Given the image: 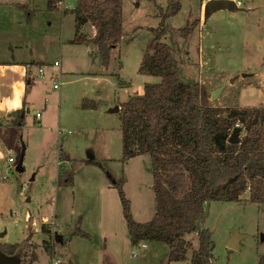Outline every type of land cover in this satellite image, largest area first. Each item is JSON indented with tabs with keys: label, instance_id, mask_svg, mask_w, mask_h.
Wrapping results in <instances>:
<instances>
[{
	"label": "rangeland",
	"instance_id": "obj_1",
	"mask_svg": "<svg viewBox=\"0 0 264 264\" xmlns=\"http://www.w3.org/2000/svg\"><path fill=\"white\" fill-rule=\"evenodd\" d=\"M78 1L67 0L61 7L71 9ZM175 1L181 3V10L166 20L161 41L168 44L179 62L180 80L204 85L214 106H264V0H234L241 10H220L207 21L204 7L209 0ZM18 4H26V8H19ZM29 4V0H0V59H10V52L13 53V48L6 49L10 35L21 34L30 39L40 35L42 41L37 51L45 61L43 65H49L50 77L59 68L51 65L61 62L62 58V66L97 74L73 80L63 76V83L57 81L58 89H54L56 79L42 80L34 92L35 105L26 113V124L0 131V243H20L31 232V249L37 255L33 264H72L71 260L73 264H103L105 256L113 264H191L193 251L199 248L197 233L184 237L192 244L186 261H171L169 246L160 242H147L148 247L137 257L132 255L135 245L127 229L118 188L109 177L113 181L124 179L122 119L108 110L116 107L112 104H121L136 93L142 94L145 81L160 82L159 77L140 74L139 67L155 38L153 30L161 28L169 0H123V38L112 50L107 66L103 65L94 45L90 48L68 45L75 33L72 12L65 15L64 11L52 10V0H33V7ZM30 19L32 23L26 21ZM188 28L192 31L185 37ZM93 30L88 24L84 32L92 36ZM64 42L66 45L62 46ZM33 73L37 74V69ZM219 88L222 90L217 99L212 100L213 92ZM84 99L99 103V107L81 109ZM38 111L43 113L41 123L34 121ZM60 152L64 156L70 153L71 163L60 161ZM22 153L26 171L20 174L16 166ZM94 156L99 160L93 159ZM10 157L13 163L9 162ZM135 160L136 163L124 166L127 178L123 187L133 204L135 220L141 222L154 212L156 205L152 198L150 158L143 154ZM37 169L50 181L57 170L59 175L61 171L74 169L78 183L74 196L67 188L59 195V191L47 189L42 183L38 195L32 192L20 195L21 185ZM105 184L109 189L102 187ZM92 195L96 199L88 198ZM248 196L247 193L244 198ZM28 198L33 201L28 202ZM14 212L20 218H15ZM26 212L37 220L36 226L30 223L26 226L23 218ZM54 214L62 216L59 224L56 221L55 230L63 236L68 234L64 230L71 231L76 226L71 223H78V217L84 215L87 228L84 230L92 239L51 241L49 251L43 245L48 235L41 232V218ZM203 227L211 231L216 264H259L264 255V202L210 201ZM235 232L246 235L237 250L228 247Z\"/></svg>",
	"mask_w": 264,
	"mask_h": 264
},
{
	"label": "trees",
	"instance_id": "obj_2",
	"mask_svg": "<svg viewBox=\"0 0 264 264\" xmlns=\"http://www.w3.org/2000/svg\"><path fill=\"white\" fill-rule=\"evenodd\" d=\"M17 7L25 9L26 4ZM180 10V2L169 0L161 28L153 30L155 38L139 67L140 74L159 77L160 82L146 83L142 94L136 93L120 104L123 161L143 154L151 159L156 205L152 219L136 221L124 191V179L113 181L109 177L118 188L134 245L142 241L164 243L169 246L171 261H186L192 244L184 237L197 233L199 248L193 251L191 264H216L211 231L203 227L207 203L264 202V106H214L204 85L180 80L179 62L168 44L161 41L166 20ZM64 12L75 15L76 34L70 43L94 45L107 66L112 50L123 38V0H79L74 8ZM88 23L95 28L92 38L82 30ZM191 31L192 28L186 29L184 36L189 37ZM98 107L99 103L88 99L81 105L83 109ZM24 122V108L9 115L10 126H23ZM237 122L246 135L231 142ZM59 158L62 162L72 160L64 155ZM74 175V169L61 171L59 186H74ZM247 193L248 198H244ZM81 224L79 217L78 224L64 236V242L75 236L92 239ZM41 232L48 235L43 245L51 251L52 227L43 224ZM32 238L30 232L20 243H0V249L19 258L20 264H33L37 255L31 249ZM107 259L105 256L103 264H113ZM259 264H264V255Z\"/></svg>",
	"mask_w": 264,
	"mask_h": 264
},
{
	"label": "crops",
	"instance_id": "obj_3",
	"mask_svg": "<svg viewBox=\"0 0 264 264\" xmlns=\"http://www.w3.org/2000/svg\"><path fill=\"white\" fill-rule=\"evenodd\" d=\"M29 2H30V4H32V5L29 4V6L33 7V0H29ZM56 2H58V0H52V6L50 8H52V10L65 11L64 7H61V8L58 7L56 5ZM14 4H16V3H14ZM14 4H11L10 6L15 7ZM70 7L72 9L74 7V5H72ZM66 14H68V13L66 12L65 15ZM26 21L31 22V19L26 20ZM88 24H90V23H88ZM88 24L83 26V28H82L83 31L88 27ZM93 29L94 30H93L92 36L88 35L90 38L94 37L95 33H96L94 27H93ZM75 34H76V26H75L74 36H75ZM11 38H14V39H11ZM7 41L8 42L6 44L7 45L6 49L13 48L12 49L13 53L10 52V57H9L10 59H3V60L0 59V131H2L4 128H6V129H15L16 128V126H10L8 124L9 115L16 110H20L21 108L25 109V124H26V121H27L26 115L28 113H30L31 108L35 105L36 96L34 95V92L40 86L42 80L52 79V78L56 79L54 82V85H55V83L57 81H60L61 83H63L62 82L63 76L65 77V79L73 80L79 76L96 75L97 74V72H94V71H92V72L91 71L90 72L74 71V69H71L69 67V65L68 66L67 65L62 66V62H63V58H62L61 62L59 61L60 65L56 67V68H58V67L59 68L53 71V74L51 75V77L48 74H47V76L41 77L39 75L38 68H39V66H41L40 64H42V65L45 64V61H43V59L40 58L39 53L37 51V47L39 45V42L42 41L40 38V35L39 36L34 35L30 39L28 37L27 38L23 37V35H21V34H12L8 37ZM68 43H69L68 45H72V43H70V41H68ZM63 45H66V43L64 42L62 44V46ZM73 45H77V46L84 45L88 48H90V45H91L93 47V45L90 43L73 44ZM18 52H20L19 55H18ZM34 69L35 70L37 69V74H35V75L33 73ZM146 83H148V82L145 81V84ZM58 88H59V83H58ZM58 88L54 87V89H58ZM115 105H116V107L108 110V112L120 115V111H121L120 103L112 104V106H115ZM44 108L46 110V108H47L46 103L44 104ZM117 108H119V111H116ZM81 109H83V108H81ZM83 110H86V109H83ZM38 112H41V111H38ZM36 114L34 115V121L41 123L43 113L41 112V118L39 120L36 119ZM0 149H1V146H0ZM63 153H65V152H63ZM66 154H68L67 156H70V158L73 159V157L71 156L70 153L67 152ZM60 155H61V152L59 154V157H60ZM144 155L146 156L148 154H144ZM149 158H150V156H149ZM93 159H95L97 161L99 160V158H97V157H95ZM135 159H136V157L123 161L122 172L124 173V183L126 182V178H127L126 177V170L124 169V166L126 168L129 165H131L132 163L133 164L136 163ZM59 160H60V158H59ZM118 161L121 162L120 159ZM114 162H116V161H114ZM150 162H151V159H150ZM65 163H71V161H65ZM151 166H152V164H151ZM24 167H25V164H24ZM37 170H39V172H40V169H37ZM25 171H26V167H25ZM34 172H32L31 174H33ZM57 175H58V170L56 171L55 175L51 179H56ZM115 177L119 178L118 176H115ZM29 179L30 178H28L27 181ZM87 180L88 179L85 178V181H87ZM150 184H151V182H150ZM77 185H78L77 175H76V171H75L74 186H72V187L60 186L56 190V192L59 191V195H60V192L64 191L67 188L68 190L72 191V194L74 196V188H77ZM102 187L109 189L106 184H105V186H102ZM98 189H99V187H98ZM88 198L91 200H93L94 198L96 199V197L94 195L88 196ZM152 198L155 200V194L152 196ZM47 200H50V199H47ZM27 201L31 202L33 200H32V198H28ZM72 204H73V201H72ZM73 209H74V207H72V210ZM132 211H133V215L135 216L134 207H132ZM155 212H156V208L154 207V212L152 214H150L148 217H146L145 219L141 220V222H146L148 220H151L152 217L154 216L153 214H155ZM52 217L55 218V221H57L58 224H59L60 220H62V216L60 215V217H61L60 218L58 214H54V216H52ZM81 217H82L81 227L83 230L87 229L86 228V218L84 215H81ZM78 219H79V217H78ZM68 224L69 223H66V225H68ZM75 224L77 225L78 223L77 222L71 223L72 226H74ZM66 227L68 228V226H66ZM64 232L69 233L70 229L64 230ZM77 237H79V236L73 237L71 239V242H74ZM71 263L73 264L72 260H71Z\"/></svg>",
	"mask_w": 264,
	"mask_h": 264
},
{
	"label": "water",
	"instance_id": "obj_4",
	"mask_svg": "<svg viewBox=\"0 0 264 264\" xmlns=\"http://www.w3.org/2000/svg\"><path fill=\"white\" fill-rule=\"evenodd\" d=\"M220 10H229L232 12H236L241 10L237 3L234 0H209L205 7H204V19L207 21L215 12L220 11ZM246 76V74L244 75ZM233 81V80H232ZM222 88L217 89L215 92H213L211 99L216 100L220 91ZM119 111V108H117ZM241 129L236 128L233 135L230 138L231 142H237L239 141V133ZM24 159H25V154L22 153L21 158L16 166V171L20 174H23L25 172V167H24ZM37 171H35L30 179L28 180V184L36 188V182H35V177H36ZM246 235H243L239 232H235L231 235V238L228 241V247L232 249H239L240 246V241L243 237ZM262 240L264 241V234L262 235ZM55 242L57 243H64V236L60 234L58 231L55 232ZM0 264H20V260L17 257H10L6 255L1 249H0Z\"/></svg>",
	"mask_w": 264,
	"mask_h": 264
},
{
	"label": "built area",
	"instance_id": "obj_5",
	"mask_svg": "<svg viewBox=\"0 0 264 264\" xmlns=\"http://www.w3.org/2000/svg\"><path fill=\"white\" fill-rule=\"evenodd\" d=\"M66 1L67 0H64V1L60 0L57 3V6L61 8V6L63 5V3L66 2ZM63 7H66V6H63ZM59 65H60V62L59 61H55L53 63V65H51V66L57 67ZM48 67H49V65H41V66H39L38 71H39V75L41 77H44V76L47 75V73H48V71H47ZM54 87L55 88H58V83L57 82L55 83ZM40 118H41V112H38L36 114V119L39 120ZM236 128H240L241 129V131L239 133V140H240V139H242L246 135V132L242 128L241 123L240 122H237L235 124L234 128L232 129L231 136L233 135V133H234V131H235ZM9 162L10 163H13L14 162V159L12 157H10L9 158ZM58 164L61 165V162H58ZM36 171H37V175L35 177V182H36V185H37L36 188L31 187L28 184V181H26L25 184H22L21 185L20 192H19L20 195H26L27 193H30V192H32L31 193L32 195H35V196L38 195L39 194V191H40L39 190L40 183H42L43 185H45L47 189H50V190H52V189H56L57 190L58 189V186H59L58 181L55 182V179H51L53 181H50L43 174H40L39 170H36ZM56 179H58V177ZM14 216H15V218H20V215L18 214V212H14ZM23 218H24L25 223L27 224L26 225L27 227H28V223H30V224H32L34 226L37 225V220H33V216H32V214L30 212H26V214L24 215ZM41 222H42V224H47V225H50L52 228H54L52 230H53V241H55V232H56V230H55V226H56L55 218L48 217V216H42ZM146 243L147 242L142 241L141 242V245L135 244V248L132 251V255L134 257H137L138 254L143 249H146L148 247ZM56 262H60V260H56Z\"/></svg>",
	"mask_w": 264,
	"mask_h": 264
}]
</instances>
